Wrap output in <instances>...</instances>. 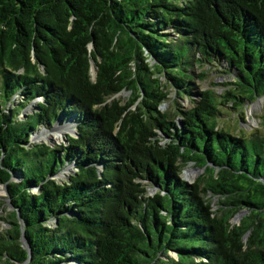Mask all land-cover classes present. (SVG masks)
<instances>
[{
  "label": "trees",
  "instance_id": "1",
  "mask_svg": "<svg viewBox=\"0 0 264 264\" xmlns=\"http://www.w3.org/2000/svg\"><path fill=\"white\" fill-rule=\"evenodd\" d=\"M208 71L235 82L201 91ZM263 97L264 0H0V185L32 248L13 211L0 264H264V133L220 108ZM59 120L76 135L31 144Z\"/></svg>",
  "mask_w": 264,
  "mask_h": 264
},
{
  "label": "rangeland",
  "instance_id": "2",
  "mask_svg": "<svg viewBox=\"0 0 264 264\" xmlns=\"http://www.w3.org/2000/svg\"><path fill=\"white\" fill-rule=\"evenodd\" d=\"M96 72V68L93 69ZM196 73H201L198 70H195ZM209 74L207 80L205 81H199V87L201 91L205 90H213L217 95H223L225 91L232 86H227V84H230L235 82V75H225L221 73H213V72H207ZM162 83L165 84L166 80L165 78L162 79ZM170 88V87H169ZM170 94L169 98L171 99L167 104L162 106L163 112H170L172 110L174 104L173 100L176 99L175 97V90L173 88H170ZM130 96V92H125L122 94L123 98H128ZM221 100V99H220ZM258 103L248 104L244 107L243 111L238 110H231L230 107H232L231 104H227V106H221L220 108L224 111V116L221 118V127L230 130L231 134L234 136H251L253 134H262L264 133V97L258 99ZM180 103V109L187 110L191 108V104L188 102L187 99L178 100ZM32 106V105H31ZM29 106L26 111L22 112L19 115L20 119H24L28 113H33V107ZM243 117V118H242ZM59 128L48 130L44 127L40 128L36 133L40 134L42 136L43 141L36 142L35 144H41V143H47L48 145H60L61 142L65 141L66 134L72 131L74 128L71 126H68L64 124V122H60ZM45 129L46 133H42ZM38 139V138H37ZM32 144V143H31ZM74 165V164H73ZM62 171V170H61ZM60 171V172H61ZM74 166L71 167V169L66 171L67 173L62 177L56 178L55 180L59 183L68 181L69 176L73 173ZM204 168L197 166L195 163H190L187 167L183 168L182 170V178L188 182L189 184H194L196 180L203 174ZM58 175V174H56ZM55 175V176H56ZM151 194H154L157 189L152 188ZM34 193L37 192V189L33 190ZM207 200H209L213 206L214 211H217L221 209L222 207L219 204V198L218 196H214L213 194L209 193L205 196ZM14 210L11 208L9 204V197L5 191V186L0 185V234H4L7 238L10 239V237L7 235V232L11 231L12 226L11 222V215ZM243 212L241 217L238 219L240 214ZM220 215L222 213H219ZM246 214V211H241L233 220V224L240 223L242 217ZM171 257H176L175 253L169 254ZM4 260H8V257L5 256ZM75 264V262H73Z\"/></svg>",
  "mask_w": 264,
  "mask_h": 264
},
{
  "label": "water",
  "instance_id": "3",
  "mask_svg": "<svg viewBox=\"0 0 264 264\" xmlns=\"http://www.w3.org/2000/svg\"><path fill=\"white\" fill-rule=\"evenodd\" d=\"M94 75H95V72H94ZM256 103L259 104V100H257ZM59 122H60V120H59ZM59 122H58L56 125H54V129H56V127H59V125H58ZM66 125L73 127V125H72L70 122H67ZM60 128H61V127H60ZM60 128H59V129H60ZM43 130H44V131H43L42 133H46V132H45V129H43ZM73 133H74V134H72V131H71V132L67 133L66 135L69 134V135H73V136H75V135H76V131H75V129L73 130ZM36 138H38V139H36ZM39 141H43V140H42V136H41L40 134L35 133L34 135H32V137H31V141H30L32 144H35L36 142H39ZM64 142H66V141H64ZM72 166H75V165L71 164V165L67 166V167L64 168L61 172H59L58 175L53 176V177H51V178H53L54 180H55L56 178H59V177H62V178H63V176L67 173L66 171L69 172V170L71 169ZM2 185H4V184H2ZM4 186H5V191H6L7 195H8V197H9V204H10L11 208L16 212L17 218H18V220H19L20 229H21V238H20V242H21V244H22V248L28 252V254H29V258H30V257H31V254H32V248H31L30 243H29L28 240H27L25 223H24V221H23V219H22V217H21V212H20V210L16 209V207H15V206L13 205V203H12V199H11V197H10V194H9V190H8V188L6 187V185H4ZM37 191H38V190H37ZM242 214H243V212L240 214V216L238 217V219L241 217ZM28 261H29V259L26 261V263H27ZM26 263H25V264H26ZM16 264H22V263H16Z\"/></svg>",
  "mask_w": 264,
  "mask_h": 264
},
{
  "label": "bare ground",
  "instance_id": "4",
  "mask_svg": "<svg viewBox=\"0 0 264 264\" xmlns=\"http://www.w3.org/2000/svg\"><path fill=\"white\" fill-rule=\"evenodd\" d=\"M59 127H56V129L58 130ZM37 139V138H36Z\"/></svg>",
  "mask_w": 264,
  "mask_h": 264
},
{
  "label": "clouds",
  "instance_id": "5",
  "mask_svg": "<svg viewBox=\"0 0 264 264\" xmlns=\"http://www.w3.org/2000/svg\"><path fill=\"white\" fill-rule=\"evenodd\" d=\"M95 72V71H94Z\"/></svg>",
  "mask_w": 264,
  "mask_h": 264
}]
</instances>
